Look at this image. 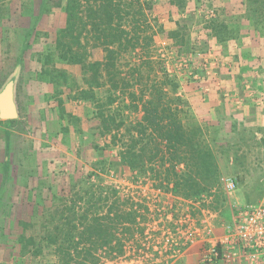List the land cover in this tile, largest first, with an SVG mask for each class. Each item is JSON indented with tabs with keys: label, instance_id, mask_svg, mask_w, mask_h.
<instances>
[{
	"label": "rangeland",
	"instance_id": "rangeland-1",
	"mask_svg": "<svg viewBox=\"0 0 264 264\" xmlns=\"http://www.w3.org/2000/svg\"><path fill=\"white\" fill-rule=\"evenodd\" d=\"M133 1L143 7L150 28H141L150 40L145 48L131 53L128 66L118 65L127 84L118 87L110 103L104 71L94 80L92 64L102 59L101 48L92 47L88 40L82 62L59 60L55 35L64 33L66 27L61 9L53 8L37 19V0H0V89L14 81L18 110V117L9 123L0 120V264L55 261L51 250L42 257L18 255L14 244L18 222L32 221L26 232H35L44 220L42 212L73 193L75 177L88 174L92 182L97 180L93 174H98L101 184L116 185V196L136 215L133 223L125 222L129 230L116 232L120 253L103 246L94 252L98 264H229L201 262L203 242L179 246L171 258L164 249H156L163 244L168 225L175 231L183 228L175 222L186 213L189 225H199L207 212L213 214L214 234L220 235L240 206L256 202L264 193V94L259 91L264 90V82L257 87L238 65L242 58L238 52L247 40L264 42V0ZM176 30L182 32V43V36H169ZM145 58L150 59L149 66H141ZM139 66V73L132 71ZM154 74L173 80L175 96L181 98L177 106L181 122L201 129L216 161L219 180L198 201L158 186L149 171L128 167L115 171L97 164L106 155L118 156L125 142L122 137L128 134L125 125L142 116L138 98L131 101L130 93L138 97L150 87ZM201 105L211 108L212 120L201 117ZM244 108L248 110L245 118ZM108 116L115 117L111 125L124 123L119 131L112 126L111 133H103L102 122ZM113 133L121 139L115 145ZM5 146L8 169L4 178ZM225 176L235 179V191L224 189L221 178ZM183 201L193 204L186 210ZM171 204L173 216L166 218Z\"/></svg>",
	"mask_w": 264,
	"mask_h": 264
},
{
	"label": "trees",
	"instance_id": "trees-1",
	"mask_svg": "<svg viewBox=\"0 0 264 264\" xmlns=\"http://www.w3.org/2000/svg\"><path fill=\"white\" fill-rule=\"evenodd\" d=\"M37 3V19L53 8L65 13L64 33L55 35L59 60L82 62L88 40L92 47L103 50L102 59L92 64L94 80H99L98 76L107 77V97L110 103L113 102L118 87L127 84L120 77L118 65L128 66L131 53L149 44L150 37L144 35L145 28H141L143 25L149 27L142 5L133 0H37ZM146 6L149 8V4ZM76 29L79 31L74 34ZM181 34L176 30L169 36L177 39ZM181 40L182 43L183 36ZM141 63V66H149L151 61L145 58ZM140 68L135 67L132 71L139 73ZM101 71H104L103 75ZM175 86L167 75L154 74L150 87L141 90L138 97L131 92V101L138 98L140 102L142 116L137 122L125 125L128 134L122 137L125 142H122L118 156L106 155V159L97 160V164L115 171L123 167L141 173L149 171L158 186L184 199L198 201L219 180L218 167L201 129L186 127L181 122L177 107L181 98L175 96ZM113 123L115 117H104L103 133H111ZM120 125L124 123H117L116 131L120 130ZM5 137L8 140L7 132ZM119 139L116 133L112 134L113 145ZM6 149L5 146L1 168L4 178L8 169ZM179 165L182 166L177 169ZM90 176L75 177L71 187L73 195L63 197L59 204L53 205L54 208L47 207L42 212L44 220L35 232H26V228L33 225L32 221L18 222L19 230L14 240L18 255L42 257L51 250L55 261L48 264H98L99 258L94 253L97 249L105 246L109 252L120 253L121 243L116 232L129 230L128 225H124L134 222L135 211L131 206L129 209L124 207L114 186L101 184L98 174H93L97 179L95 182Z\"/></svg>",
	"mask_w": 264,
	"mask_h": 264
},
{
	"label": "built area",
	"instance_id": "built-area-1",
	"mask_svg": "<svg viewBox=\"0 0 264 264\" xmlns=\"http://www.w3.org/2000/svg\"><path fill=\"white\" fill-rule=\"evenodd\" d=\"M162 44L165 45V42L162 41ZM203 65L205 66V63ZM108 173L110 174V171ZM221 182L227 192L236 190V181L233 177H222ZM115 186V189H119ZM142 190L145 192L144 188ZM189 204L193 202L183 201L182 207L185 206L188 210ZM169 206V211L164 213L166 218L167 215L173 216L174 213L173 205ZM211 216L214 215L207 212L199 225H189V213L181 216L175 223L178 222L183 228L181 230L176 228L175 231L168 225L165 229L166 233L162 234L163 244L157 247L156 251L164 249L168 254L166 257L171 258L179 252L177 251L179 246L203 242L205 246L199 253V259L203 263L222 261L229 264H264V193L256 202L240 206L230 221L223 226L220 235L214 234ZM150 232L155 233L154 230ZM170 232L175 234L174 238L171 237Z\"/></svg>",
	"mask_w": 264,
	"mask_h": 264
},
{
	"label": "crops",
	"instance_id": "crops-1",
	"mask_svg": "<svg viewBox=\"0 0 264 264\" xmlns=\"http://www.w3.org/2000/svg\"><path fill=\"white\" fill-rule=\"evenodd\" d=\"M240 49H241L240 50L241 52H238V55L242 56V58L240 59L241 61L240 63H238V65H240L239 68L241 69L240 72H242V75L251 77L253 79L252 81L253 84H255L256 86L260 84L261 82L263 83L264 82V42L260 45L259 43L254 44L253 42L247 40V42H245L240 47ZM256 68L258 72H256ZM226 83L229 86V83L231 82H226ZM259 91H261L262 94H264V90L262 91L259 89ZM198 103L196 104L198 105ZM200 104H203V103H200ZM199 109L202 110L200 114H201V117H204V119L212 120L214 118L210 107L201 105ZM247 111L248 110L244 108V113H243L244 118L246 116L245 114L247 113ZM11 120H14V119H7L4 121H11ZM243 125H245V123H243ZM233 127L234 126L230 124V129H233ZM238 264H242V263H238Z\"/></svg>",
	"mask_w": 264,
	"mask_h": 264
},
{
	"label": "water",
	"instance_id": "water-1",
	"mask_svg": "<svg viewBox=\"0 0 264 264\" xmlns=\"http://www.w3.org/2000/svg\"><path fill=\"white\" fill-rule=\"evenodd\" d=\"M17 105L14 96V81L9 80L0 90V119H16Z\"/></svg>",
	"mask_w": 264,
	"mask_h": 264
}]
</instances>
